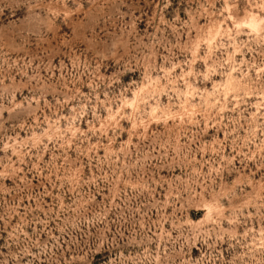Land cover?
Listing matches in <instances>:
<instances>
[{
    "label": "rangeland",
    "instance_id": "rangeland-1",
    "mask_svg": "<svg viewBox=\"0 0 264 264\" xmlns=\"http://www.w3.org/2000/svg\"><path fill=\"white\" fill-rule=\"evenodd\" d=\"M0 264H264V0H0Z\"/></svg>",
    "mask_w": 264,
    "mask_h": 264
}]
</instances>
